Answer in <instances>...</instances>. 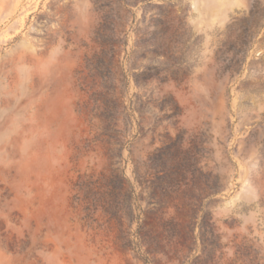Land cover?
<instances>
[{
	"label": "rangeland",
	"instance_id": "rangeland-1",
	"mask_svg": "<svg viewBox=\"0 0 264 264\" xmlns=\"http://www.w3.org/2000/svg\"><path fill=\"white\" fill-rule=\"evenodd\" d=\"M0 264H264V0H0Z\"/></svg>",
	"mask_w": 264,
	"mask_h": 264
}]
</instances>
